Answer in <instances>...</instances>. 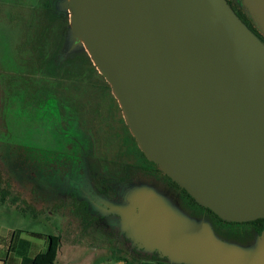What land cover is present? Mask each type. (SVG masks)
<instances>
[{
  "label": "water",
  "instance_id": "obj_1",
  "mask_svg": "<svg viewBox=\"0 0 264 264\" xmlns=\"http://www.w3.org/2000/svg\"><path fill=\"white\" fill-rule=\"evenodd\" d=\"M264 36V0H240ZM73 45L112 88L147 159L227 223L264 219V42L227 0H67ZM122 234L171 264H264L149 188L113 207Z\"/></svg>",
  "mask_w": 264,
  "mask_h": 264
},
{
  "label": "rangeland",
  "instance_id": "obj_2",
  "mask_svg": "<svg viewBox=\"0 0 264 264\" xmlns=\"http://www.w3.org/2000/svg\"><path fill=\"white\" fill-rule=\"evenodd\" d=\"M0 24L2 30L9 28L12 32H17L16 21L13 22L14 30L6 25L5 19H2ZM18 26L20 29V24ZM5 41L6 36L0 35V56L3 57L10 51L6 49L8 46H5ZM16 47L11 49L9 56L12 58L6 63L7 67L13 70L12 72L9 70L8 77L3 75L0 61V175L30 207L27 213H23V210L17 207L19 203L11 204L8 200L3 203L0 199V234L10 237L14 232L17 236L34 243L45 241V249L48 236H60L61 246L56 264H123L122 259L125 260V264H142V260L146 261L148 258L145 257V253L141 254L132 243L129 244L120 236L122 234L120 219L117 227L113 229L106 224L102 226L81 219L79 213L83 214L82 207L80 210L78 207L77 211L74 207H62L68 200L64 195L69 192L71 186L68 181L69 187L65 190L66 186L63 188L61 176L68 168H74L76 162L68 163L73 154L69 141L61 140L57 135V123L46 118L45 105L43 108L32 109V89L26 92V87L22 88V78L9 77L10 73L12 75L14 72H24V66L27 65L26 53H20ZM83 73H74L70 77V84L76 86L75 106L78 105L80 113L88 114L87 111L94 113L92 115L89 113L91 118L89 115L85 117L91 121L83 118V127L80 126L83 133H78L76 137L84 135L89 139L91 135L97 142L93 153L95 152L96 157L101 156L104 168L112 157L116 159V164L121 166L122 161H127L124 153L128 151V145L123 138L125 133L120 116L115 110L111 111L109 100L104 105L99 99V110L95 100L90 98L93 97L92 94H82L89 82L86 83L85 79L88 74ZM85 98L87 111L82 104ZM98 113L100 115L103 113V119ZM89 129L93 131V135ZM77 130L75 128L76 132ZM82 168H85L83 163ZM27 175H33L36 181L22 178ZM71 177L73 182L77 180L73 175ZM141 188H149L150 192L165 201L169 207L181 209L190 219H196L199 223L203 220L209 222L216 234L224 240L249 247L258 239L257 233L251 227L238 229L240 232H234V235L226 234L233 229L220 230L209 215L204 216L185 210L178 195L174 196L158 186L146 184L138 189ZM56 196H62V201H58Z\"/></svg>",
  "mask_w": 264,
  "mask_h": 264
},
{
  "label": "trees",
  "instance_id": "obj_3",
  "mask_svg": "<svg viewBox=\"0 0 264 264\" xmlns=\"http://www.w3.org/2000/svg\"><path fill=\"white\" fill-rule=\"evenodd\" d=\"M66 3L67 0H0V22L2 19H5L6 25L12 28L14 27L13 22L16 21L17 28L16 33L12 32L7 26V30L0 29V35L6 36L5 46H8L6 49L10 50L5 57L2 55L0 56V61L3 75L8 77V72L13 71L12 68L7 67L6 64L7 62L9 63V60L12 58L11 55L9 56L10 52H12L11 49L17 46L16 48L20 53H26L25 61L27 65L24 66L25 71L14 72L12 75L10 73L9 77L16 76L17 78L23 79L22 88L26 87V92L32 89V103L29 102L32 104V109L35 107L43 108L45 105L47 109L46 118L49 121H54L55 124L57 123V135L61 140L65 139L69 141L68 144L73 154L70 157L71 161L68 163L72 164L76 162L74 168H68V171H65L66 175L71 177L82 167V163L84 167L86 166L85 164H87V161L85 157L92 158L95 156L93 148L96 144V141H94L91 136L89 139L84 135L80 138L76 137L78 133H83L80 126L83 127L85 117L89 115V118H91L94 112L87 111L88 105L86 104V98L84 99V103H81L84 105L88 114L80 113L78 105L75 106L77 101V99H74L76 86L70 84L71 75L74 73L84 74L83 72L88 74L85 79L86 83L89 82L86 84V90L82 94H92L93 97L90 98L95 100L97 109L100 110L98 103L99 99L104 105H106L107 100H109L111 109H119V111H121V107L113 95L110 84L106 81L104 76L99 73L89 54L82 47H74L71 33V14L66 7ZM239 4L242 8L240 10L241 12L238 14L240 19L244 21L252 31L261 34L245 13L241 1ZM18 24H20V29L18 28ZM12 29L14 30V28ZM29 64H31V66ZM5 80L8 81V79ZM29 83L31 84L29 85ZM98 114L99 117L103 116V113L101 115L100 113ZM85 120L91 121L90 119ZM75 128L78 129L77 132ZM74 132H76V134ZM90 132L93 134L92 130H90ZM133 139L135 140V138ZM86 148H88V150H86ZM22 178L28 181H36L33 175H27ZM178 188L180 187L178 186ZM181 190L192 202V205L200 207L184 189ZM56 197L58 198V196ZM0 199L3 203H6L7 200L11 204L19 203L17 207L22 209L23 213H27L28 207H30L23 199L17 196L13 187L8 182L4 181L1 175ZM82 208H84L82 214L83 220L86 217V220H90L91 218L96 221L91 217L88 207ZM200 208L203 210V207ZM80 209L79 207V210ZM184 209L186 210L187 208L184 207ZM208 213L220 230H227L228 228L233 229L231 231L227 230L228 232L226 231V234L229 233L234 235V232H240L237 231L241 226L240 224L227 223L210 210H208ZM253 224L258 233L264 229V219L255 221ZM13 235L18 237L17 233H13L12 237ZM125 240L129 244L132 243L131 239L127 237ZM19 244L23 246L20 250L17 249L19 250V257L22 258V264H56L61 246V237L48 236L47 248L34 258L28 256L30 242L21 240ZM134 247L136 250L145 253V257L154 262L164 264L168 261L158 253H154L156 255L148 254L144 250L138 249L137 246Z\"/></svg>",
  "mask_w": 264,
  "mask_h": 264
},
{
  "label": "flooded vegetation",
  "instance_id": "obj_4",
  "mask_svg": "<svg viewBox=\"0 0 264 264\" xmlns=\"http://www.w3.org/2000/svg\"><path fill=\"white\" fill-rule=\"evenodd\" d=\"M227 1L238 15L242 9L239 4L240 0ZM253 32L264 42V36L262 34H259L256 31ZM114 110L120 116L121 126L125 133V137L123 138L127 141L128 151H125L124 154L127 157V161H122V165L118 166L116 164V159L112 157L111 160L105 164L104 168L101 156H95V160L93 157H85V160L87 161V164H85L86 169L80 167L78 172L73 176L77 179L74 182L72 180L73 178L67 176L64 171L61 176V179L64 182L63 188L66 186L65 190H67L69 187L67 184L69 183L71 188H69V192H66V195H64L68 200L65 204H62V207H74V210L78 209V207H88L90 214H92L91 217L96 221L91 218L90 221L89 219H87V221L86 217L84 220L87 222H95L102 226H105L106 224L108 227H113L114 229L117 227L120 218L113 214L112 208L124 206V204L128 203L129 195L132 190L149 184L155 187L158 186L163 189V191L166 190L174 196L178 195V199L181 201L182 206L186 207L189 211L201 213L204 216H210L208 209L203 207L202 210L200 208L202 206L196 207L192 205V202L181 190L182 188H178L177 184L161 172L157 165H154L153 162L147 159L139 148L136 139H133L134 137L126 124L122 109L121 111H119V109H111V111ZM103 117L104 116H102V119ZM90 136L91 135H89V137ZM128 155L130 156V159H128ZM68 181L69 183H67ZM61 197L62 196H58L57 198L60 202L62 201ZM79 214L81 216L80 218L83 219L81 215L82 213ZM237 224L241 225L239 230H241V228L251 227L255 233H258L255 230L253 222ZM263 232L264 229L258 234H262ZM120 236L124 240L126 239L124 234H120ZM113 237H115V234ZM139 252L142 253L141 251ZM142 254L144 255V253Z\"/></svg>",
  "mask_w": 264,
  "mask_h": 264
},
{
  "label": "crops",
  "instance_id": "obj_5",
  "mask_svg": "<svg viewBox=\"0 0 264 264\" xmlns=\"http://www.w3.org/2000/svg\"><path fill=\"white\" fill-rule=\"evenodd\" d=\"M21 240L30 242V248L28 251V256L30 258H34L37 254L45 250V241H42L40 243H34L31 240H27L22 236L16 237L15 235H13V237L12 236L9 237L8 235L5 236L0 234V264H22V258L19 257V253H18L20 248L23 247L22 244H19ZM121 263L125 264V260L122 259ZM142 264H160V263L147 259L146 261L142 260ZM164 264H171V263L167 261Z\"/></svg>",
  "mask_w": 264,
  "mask_h": 264
}]
</instances>
